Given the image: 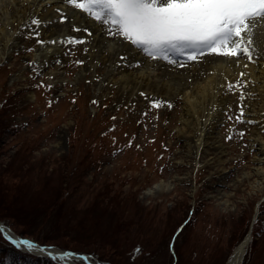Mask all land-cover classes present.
Segmentation results:
<instances>
[{"label": "rangeland", "instance_id": "rangeland-1", "mask_svg": "<svg viewBox=\"0 0 264 264\" xmlns=\"http://www.w3.org/2000/svg\"><path fill=\"white\" fill-rule=\"evenodd\" d=\"M50 7L48 3L44 10ZM51 8L56 12L57 7ZM10 13L5 25L0 20L3 227L54 249L93 252L112 264H133L130 253L138 245L145 254L137 256L134 264H227L250 229L241 264H264V163L260 162L264 159V131L258 118L248 112L254 103L261 109L256 95H251L258 91L249 67L243 77L235 71L230 78H215L213 92L218 100L211 94L205 100L195 94L197 85H203L214 72L207 68L196 77L193 71L199 67L192 64L180 71L175 83L166 77L169 81L161 86L152 72L144 76L150 85L130 89L122 81L123 73L147 70L149 74L161 65L138 56L133 62L141 63L139 67H116L120 57L134 54L123 37H96L92 29L91 36L83 31L72 34L73 25L77 26L66 15L69 32L49 38L42 24L39 39L84 38L86 42L40 45L36 37L25 38L37 26L30 25V20L13 25L16 16ZM61 13L67 14L66 10ZM4 33L13 37L5 44ZM105 38L126 43L127 49L102 58L99 44L107 46ZM259 41L254 38L255 43ZM54 45L58 50L45 56V47ZM26 48L33 51L26 52ZM254 48L258 53L259 47ZM78 60L84 63L78 65ZM145 62L155 66L147 69ZM243 62L248 61L234 58L230 69ZM17 73L22 75L13 79ZM237 81L239 87L229 91L228 85ZM241 94L243 101L239 100ZM153 97L168 100L174 107L150 110ZM238 103L248 106V119L254 123L236 122ZM190 104L197 113L187 111ZM228 136L232 139H226ZM189 209L193 213L174 242L176 261L167 246ZM10 250L0 237V260ZM13 255L26 264L21 254ZM28 255V264H55Z\"/></svg>", "mask_w": 264, "mask_h": 264}, {"label": "snow or ice", "instance_id": "snow-or-ice-1", "mask_svg": "<svg viewBox=\"0 0 264 264\" xmlns=\"http://www.w3.org/2000/svg\"><path fill=\"white\" fill-rule=\"evenodd\" d=\"M63 2L82 10L88 17L104 25L108 36L123 37L125 41L130 42L134 55L120 57L115 66L121 69L139 67V62H133L135 55L146 56L153 61L162 60L178 68L186 67L189 62H198L206 55L246 58L248 63L243 65L244 68H248L249 63H258L259 53H256L253 44L256 29L264 27V0H63ZM55 11L60 13L61 9L56 8ZM66 19L68 18L64 14L59 16L58 21L54 18L45 20L33 17L30 19V25L37 27L25 38L36 37V43L40 45L58 42L84 44L86 42L84 38L47 42L39 39L42 24L47 27L57 22L64 23ZM73 31H83L88 36L92 35L87 27L81 29L73 25ZM24 51L31 52L33 49L26 48ZM254 53L257 59H254ZM56 63L59 64L60 60L57 59ZM75 63L80 65L84 61L78 60ZM21 75L22 73H17L13 79ZM240 76H245V73L241 72ZM47 87L51 88L53 85H47ZM236 87H239V81L228 85L229 91ZM251 95L255 97V93ZM140 96H146V93L140 92ZM239 100H244L243 94L239 96ZM92 103L97 104L98 101L93 100ZM165 106L169 109L174 107L172 102L156 97L151 98L149 102L150 110L161 109ZM231 107L229 105V110ZM247 107L243 103L237 104L238 114L235 116L237 123H254L248 119ZM143 115L147 116L148 113H143ZM225 115L229 120L233 119L227 112ZM112 119L115 120L116 117ZM261 131H264V125L261 126ZM240 135L244 137L245 133L241 132ZM226 139L231 140L232 137L228 136ZM251 146L256 145L253 143ZM260 162L264 163V159ZM254 221L255 218H253ZM0 237L18 251L28 254H47L54 259L61 260L74 257L84 262L96 259L94 254L72 251L57 250L54 255L55 246L40 245L33 240L21 238L10 228L3 226H0ZM175 238L174 236L173 242ZM173 242L169 244V251L175 259ZM246 250L247 247H245ZM144 254L143 249L138 245L130 253V259L134 264L135 258ZM0 264H20V258L8 254L0 260ZM98 264H108V262H98Z\"/></svg>", "mask_w": 264, "mask_h": 264}, {"label": "bare ground", "instance_id": "bare-ground-1", "mask_svg": "<svg viewBox=\"0 0 264 264\" xmlns=\"http://www.w3.org/2000/svg\"><path fill=\"white\" fill-rule=\"evenodd\" d=\"M20 2L25 3L24 5H19ZM50 4L51 7L55 6L57 8H60L61 11L63 12L64 10H66L68 17H73L74 19V23H76V28H84L87 27L88 29H92V32L94 34H97L96 37L99 36H108L107 32H106V28L104 25H102L101 23H98L96 21H94L91 17H88L86 13L82 12V10L80 11H75L72 10L71 8H69L65 2H63V0H0V20H4V25L6 24L7 19L5 18L8 17V13L6 10L9 9L12 11L13 14L11 15H15L16 18L13 19V25H16V23H21V24H27V21H29L31 18L33 17H40L42 19H49V18H56L58 19L59 16L62 14H59L57 12H54L52 10V8L50 7L48 10H44L45 7H47V4ZM5 8H7L5 10ZM2 16V17H1ZM4 16V17H3ZM69 19V18H68ZM82 22H84L83 24H81ZM8 23V22H7ZM86 25H90L91 27H88ZM72 26V25H71ZM258 29V30H257ZM255 31L254 34V38L255 39H260L259 43H255L256 46L259 47V58H258V63L255 64H249V73H250V77L254 79L255 84H256V88H254L255 90H257L258 92L255 93L256 95V99L258 103L257 105H259L261 107V109H257V107L254 105L252 106L253 108H250L248 110V112L251 113V115H253V119L255 117L258 118V126L261 127V125H264V115H262V113H264V27H258ZM4 32V29H1ZM69 32V27L66 23H54L53 26H49L46 27L44 29V34L47 33V36H49V38L51 36L58 35L59 34H65ZM262 32V34L260 33ZM43 34V33H42ZM72 34H75L74 31H72ZM5 38L6 39L3 44L7 43L8 41H11L13 39L12 35L10 34L9 36H7L6 33H4ZM95 37V39H96ZM57 38V37H55ZM102 39H104V37H100ZM105 40L107 41V46H104L102 44H99V52L98 55H100L102 58H106L109 57L111 58V55L113 56L117 51H123V49H127V45L126 43H122V42H118V41H112L108 38H105ZM57 41V40H56ZM57 45V44H56ZM8 49V48H7ZM103 49V50H102ZM129 49L132 51V47L130 46ZM54 50H58L57 47L54 46H47L45 47V52L44 55L45 56H49L51 57L54 53H52V51ZM105 53H104V52ZM108 53V54H106ZM126 53V52H124ZM128 53V51H127ZM128 54L131 55V52H129ZM134 55V54H133ZM143 58L142 55H135L134 59H138L139 57ZM148 58V57H146ZM257 59V56H256ZM231 60L224 58V57H215L213 55H206L205 57H203L200 61L196 62V65H194L195 67L198 66L199 69H194L193 73L196 75L203 73L204 71H206L207 68L212 69V71L214 72V74L212 76L208 75V79L206 80V82H204L203 85H197L198 87L195 90V94L198 96H201L202 99L204 98V96L208 97L209 94H211L210 96L212 97L213 100H218L217 98V93H214V89L217 88L214 84L217 83V81H215V78L220 77V78H225V77H229L230 75L234 76L235 71L238 73L239 70H244L243 68L239 69H230L229 66V62ZM158 62H156L157 64ZM195 63V62H194ZM193 63V64H194ZM141 64V63H139ZM143 64V62H142ZM145 68H149L150 66L153 65V63H149V62H145ZM161 65V69H155L149 72V74L147 73L148 71L145 70L144 72H140L138 73H123L122 76V81L124 83L125 86H129L130 89L133 88H140V87H144L149 84V81L147 82L144 79L148 77V75H151L152 77H155L154 80H156L157 82H161L160 84H162L161 86H163L164 82L169 81L166 79V77H168L169 79L171 78V82L175 83V79H177L179 77L180 71H183V69L185 68H171L170 64L167 63H159ZM190 63H188L189 65ZM245 64V63H244ZM155 66V65H153ZM193 66V67H194ZM241 67V66H240ZM150 69V68H149ZM199 70V71H197ZM155 74V76H153ZM217 76H216V75ZM190 76V75H188ZM193 76V75H192ZM236 77V76H235ZM234 77V78H235ZM175 78V79H174ZM230 78V77H229ZM166 79V80H165ZM165 82V83H166ZM215 82V83H214ZM160 84H157V86H160ZM191 99H189L190 101ZM205 100V99H203ZM254 100V101H255ZM263 107V108H262ZM194 110V111H193ZM187 111H193L195 113L196 109H193V106L190 104L189 108L187 109ZM197 115V114H196ZM187 122V119H186ZM189 126H191L189 123H187ZM198 126V125H197ZM196 127V126H195ZM196 129H200L199 127H196ZM197 132V131H196ZM199 135H201V130L197 132ZM200 139V138H198ZM257 142H259L258 139H256ZM261 140H260V144H261ZM0 226H2L0 224ZM6 228V227H5ZM19 236V235H18ZM250 237L251 234L250 232L247 231V233L244 235V237L240 240V242L234 247L230 257L228 258V262L227 264H241L242 260H243V256L245 254V247L248 248V244L250 242ZM62 251L60 249H54L53 250V254L55 255V251ZM26 253V252H25ZM235 253V254H234ZM33 256L36 257H41L43 256V254H32ZM95 260H88L87 262L84 261H80L77 260L76 258H65L64 261L68 262L70 264H98L99 261H102L101 258H97L95 256Z\"/></svg>", "mask_w": 264, "mask_h": 264}, {"label": "trees", "instance_id": "trees-1", "mask_svg": "<svg viewBox=\"0 0 264 264\" xmlns=\"http://www.w3.org/2000/svg\"><path fill=\"white\" fill-rule=\"evenodd\" d=\"M2 109H4V108H1V110ZM85 143V142H84ZM88 154H86V156H87ZM81 163L78 161L77 162V165H80ZM7 215H5V217L4 218H6L7 219ZM10 219L12 218V221H13V219H14V217L12 216V217H9ZM13 224H15V223H13ZM11 225V224H10ZM22 231H19V233H21ZM173 234V233H172ZM171 234V235H172ZM24 237H28V236H24ZM29 238H31V237H29ZM5 241V240H4ZM6 242V241H5ZM6 244L8 245V247L9 248H11V250L10 251H8L9 253H11V254H17V255H19V254H21L22 256H23V259L26 261V264H28V260H27V257H29V255L28 254H26L25 252H22V251H18L17 249H15L14 247H12L11 245H9L7 242H6ZM174 245H175V243H174ZM168 247V246H167ZM134 248H136V246L134 247ZM65 249H69V248H65ZM70 249H71V247H70ZM72 250H74V249H72ZM76 251V250H75ZM77 252H81V251H77ZM87 253H89V252H87ZM91 253V252H90ZM91 254H93V252L91 253ZM101 255V254H100ZM99 255V256H100ZM101 259L103 260V261H106L105 259H103V257L101 256ZM176 261H177V259H176ZM175 261V262H176ZM109 262V261H108ZM108 264H112L111 262H109ZM175 264V263H174Z\"/></svg>", "mask_w": 264, "mask_h": 264}]
</instances>
